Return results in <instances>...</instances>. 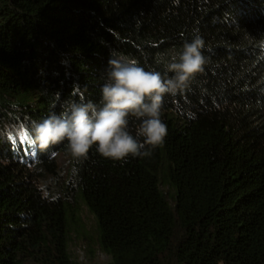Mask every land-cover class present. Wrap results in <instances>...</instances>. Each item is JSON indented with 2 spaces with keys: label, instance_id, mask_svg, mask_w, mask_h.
<instances>
[{
  "label": "trees",
  "instance_id": "trees-1",
  "mask_svg": "<svg viewBox=\"0 0 264 264\" xmlns=\"http://www.w3.org/2000/svg\"><path fill=\"white\" fill-rule=\"evenodd\" d=\"M195 35L204 71L150 156L33 143L75 85L99 102L111 52L164 74ZM81 199L103 264H264V0H0V264H95L69 251Z\"/></svg>",
  "mask_w": 264,
  "mask_h": 264
},
{
  "label": "clouds",
  "instance_id": "clouds-1",
  "mask_svg": "<svg viewBox=\"0 0 264 264\" xmlns=\"http://www.w3.org/2000/svg\"><path fill=\"white\" fill-rule=\"evenodd\" d=\"M203 48V38L195 35L171 57L164 74L111 52L99 102L85 100L84 92L75 85L71 95H78L79 101L69 99L59 113L52 111L31 122L33 143L46 150L67 141L71 154L78 159L86 158L93 146L101 156L113 160L150 156L151 149L162 145L167 135L161 118L164 96L183 89L204 71ZM131 119L139 122L135 134L129 130Z\"/></svg>",
  "mask_w": 264,
  "mask_h": 264
},
{
  "label": "rangeland",
  "instance_id": "rangeland-1",
  "mask_svg": "<svg viewBox=\"0 0 264 264\" xmlns=\"http://www.w3.org/2000/svg\"><path fill=\"white\" fill-rule=\"evenodd\" d=\"M59 166L63 171L67 169L65 157L59 155ZM69 230V251L77 261H90L103 264L111 259L99 246L98 226L96 216L90 211L83 199L77 201Z\"/></svg>",
  "mask_w": 264,
  "mask_h": 264
}]
</instances>
